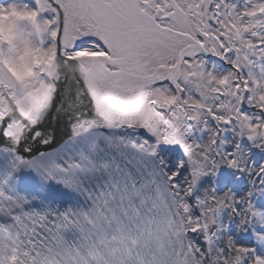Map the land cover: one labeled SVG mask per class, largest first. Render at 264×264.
<instances>
[{
  "label": "snow or ice",
  "instance_id": "obj_1",
  "mask_svg": "<svg viewBox=\"0 0 264 264\" xmlns=\"http://www.w3.org/2000/svg\"><path fill=\"white\" fill-rule=\"evenodd\" d=\"M0 18V264H264V0Z\"/></svg>",
  "mask_w": 264,
  "mask_h": 264
},
{
  "label": "bare ground",
  "instance_id": "obj_2",
  "mask_svg": "<svg viewBox=\"0 0 264 264\" xmlns=\"http://www.w3.org/2000/svg\"><path fill=\"white\" fill-rule=\"evenodd\" d=\"M2 27H3V25H2V18H0V30H2Z\"/></svg>",
  "mask_w": 264,
  "mask_h": 264
}]
</instances>
